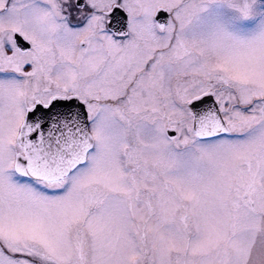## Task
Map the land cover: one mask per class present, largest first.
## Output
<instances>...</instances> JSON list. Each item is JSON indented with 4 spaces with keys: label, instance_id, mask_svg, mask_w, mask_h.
<instances>
[{
    "label": "snow or ice",
    "instance_id": "6c2138e0",
    "mask_svg": "<svg viewBox=\"0 0 264 264\" xmlns=\"http://www.w3.org/2000/svg\"><path fill=\"white\" fill-rule=\"evenodd\" d=\"M0 264H264V0H0Z\"/></svg>",
    "mask_w": 264,
    "mask_h": 264
}]
</instances>
